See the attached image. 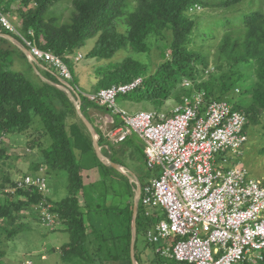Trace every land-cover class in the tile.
<instances>
[{"label": "trees", "instance_id": "obj_1", "mask_svg": "<svg viewBox=\"0 0 264 264\" xmlns=\"http://www.w3.org/2000/svg\"><path fill=\"white\" fill-rule=\"evenodd\" d=\"M15 1L20 2L23 8L20 9L22 31L28 34L33 30L39 46L63 57L71 69L70 55L76 54L88 39L96 38L87 55L89 58L111 60L121 51L129 52L122 63L108 64L111 68L101 66L95 92L143 77L138 88L121 98L130 102L148 101L156 110H162L169 99L177 98L181 102L189 93L187 90L175 95L184 77L202 79L197 87L207 91L208 99L223 98L237 88L251 94L249 105L235 106L247 114V128L264 118V10L214 17L217 19L216 28L226 32L214 46L216 71H209L206 80H203L204 74L211 68V61L202 50L206 48L205 42L214 39V35L206 33L209 30L203 31L200 26L198 28V21L190 14V11L198 9L197 6L227 10L244 0H69L74 13L68 22L62 23L50 11L54 4L63 0H0V3L4 2L10 8ZM210 16L207 14L206 19ZM0 32L10 33L3 27ZM199 32L202 33L200 44L197 42ZM205 36H210V39L206 40ZM151 37H155L162 58L153 72L139 57L130 55L131 52L138 55L148 53ZM16 54L26 57L8 39L0 37V138L10 132L27 129L35 118L42 123V135L49 139V145L43 151L45 161L35 165V171H39L41 164H47L53 170L65 171L69 181L67 196L53 203L58 221L70 236L61 247L63 264L120 263L126 260L132 264L130 246L134 194L128 177L122 175L127 182V192L117 194L115 203L108 204L104 196L99 211L90 205L83 207L81 197L86 190L82 173L84 165L76 150L88 152L92 145L91 134L82 120L81 126L74 127L75 135L69 133L68 120L76 113V108L68 94L54 84L37 82L13 70ZM251 67L254 78L247 91L249 74L245 69ZM51 79L58 83L56 77L51 76ZM216 83L221 86L218 94L214 92ZM81 98L82 110L93 122L90 109L98 106L84 94ZM93 153L107 170L105 180L109 175L119 174L114 167L103 164L94 150ZM109 157L119 163L112 154ZM3 189L0 187V194ZM9 196L11 206L18 210L37 206L41 200L36 191H17ZM9 207L0 208V219L13 216ZM87 211L92 218L88 217ZM97 215L104 216L103 228H100L99 222H94ZM4 220L0 221V247L5 230L8 239L18 233V230L8 228L9 220ZM145 226L148 228L149 223L144 220L140 209L136 246L139 264L142 261L138 241ZM4 256L6 251L0 248V259ZM259 264H264V261Z\"/></svg>", "mask_w": 264, "mask_h": 264}, {"label": "built area", "instance_id": "obj_2", "mask_svg": "<svg viewBox=\"0 0 264 264\" xmlns=\"http://www.w3.org/2000/svg\"><path fill=\"white\" fill-rule=\"evenodd\" d=\"M0 25L21 39L31 60L45 62L73 81L69 64L42 49L33 30L24 33L1 9ZM142 82L139 77L81 94L98 106L91 109L102 151L113 153L135 134L145 145L146 165L153 175L141 184L140 204L150 225L145 240L154 247L159 264L264 261V178L252 177L243 163L249 142L247 114L228 98L208 99L200 89L170 109L122 107L119 98ZM40 171L17 179L6 192H38L40 218L55 228L58 214L49 200L48 178Z\"/></svg>", "mask_w": 264, "mask_h": 264}, {"label": "rangeland", "instance_id": "obj_3", "mask_svg": "<svg viewBox=\"0 0 264 264\" xmlns=\"http://www.w3.org/2000/svg\"><path fill=\"white\" fill-rule=\"evenodd\" d=\"M19 5L20 2L15 1L10 7L13 10V14L16 15V17L17 15L19 16L20 22L22 21L20 9L23 8H19ZM258 9L264 10V0H244L227 10L221 7H200L197 10L190 11L191 17L198 21V28L200 26V29L203 31L209 30L206 31V33L214 35V39L205 42L206 48L202 50L208 55L211 61V68L208 69L206 75L204 74L203 80H206L209 77L207 76L209 71H216V63L213 58L214 46L226 32L225 29L216 28L215 22L217 19L214 17L249 13L252 10ZM50 12L53 16L58 18L60 23L68 22L74 13V7L71 1L63 0L54 4L51 7ZM207 14L211 16L206 19ZM18 26L19 25L16 24V27ZM20 29H22V26ZM201 36L202 33L199 32L197 36V42L199 44ZM205 37L206 40L210 39V36ZM148 41L151 45V49L148 53L138 55L131 52L130 55L139 57L141 61L150 67V72H153L162 61V58L160 56V50L157 46L155 37H151ZM95 43L96 38L88 39L85 46L78 48L76 54L72 56L70 55L69 57L71 66H73V81H71V84L76 87L77 92L80 94L81 92L85 94L95 92L99 77L98 70L101 66L111 68L108 64H120L129 53L121 51L111 60L89 58L87 55ZM79 55L81 56L77 59ZM15 58H19L20 60L14 63L13 70L19 71L27 77L30 75L37 76L39 82L43 81L38 75H36V68L38 66H36L35 62L31 61L27 56L24 58L18 54ZM245 71L249 74L246 81V90L249 91L250 84L253 82L254 78V70L251 67L245 69ZM201 81L202 79L196 80L184 77L182 83H179L177 93L175 95L178 96L183 93V91L187 92V90H189L188 94H191L194 89L206 91L205 89L197 87V83H201ZM220 91L221 86L219 83H216L214 92L218 94ZM228 94L229 95L225 97H228V99L235 105H242L244 107L252 102L251 94H245L244 90H234ZM177 102V98L169 99L165 103L163 109H170L175 106ZM119 104L130 111L155 109L153 104L148 101L130 104L129 101H123L121 97L119 98ZM41 124L42 123L39 118H35L33 123H31L27 129L10 132L0 138V187L4 188L1 190L0 194V208L9 205V209L13 211L12 217L1 218L0 221H5L4 219H7L10 221V226L8 228L12 231L18 230V233H16L11 239L7 238V231L5 230V233L2 236L3 243L0 248L6 251V256L0 259V264H63L61 258H49V256L52 255L57 248L55 244L58 243L60 245L59 247L62 246V244H60L61 240H63L61 235L60 237H55V244H53V240L51 239L53 232L57 229L61 230L60 227H63L61 222L58 221L57 228H51L50 226L43 224V221L40 218L41 210L38 205L30 207L27 210H18L14 206H11L13 204L9 195L13 194L6 192V189L8 187L10 188V186L17 179L27 174L36 172L35 165L42 162V160L45 161L43 151L48 147L49 139L42 135ZM77 125L81 126V119L76 109V113L72 114L68 120V130L73 136L75 135L74 127ZM248 132L249 142L244 150L243 163L248 168L252 177L264 178V118L257 124H250ZM89 150L86 153L80 149L76 150L77 156L84 165L82 173L84 175L86 185V190L83 193V197H81V202L83 203V207H89L90 205V207H95L99 211L102 207L104 196L107 197V203L112 204V202L115 203L118 198L117 194H124L127 192V182L122 177V175H126L117 170L120 175L115 174L107 176L106 184L104 177L107 174V170H105L93 156V150L95 151L93 138L92 145L89 146ZM113 150V158L117 160L129 174H135L141 184L144 183L148 177L153 175V172L149 170L146 165L144 156L145 145L136 134L127 142L119 145L118 147H114ZM105 154L110 156L109 153ZM40 166L41 167L38 170L42 169L40 172H42L43 175H46L49 185L51 184L50 188L52 198L49 199L55 201L54 197H57L58 199L60 192H62V195L59 198L66 196L68 193L67 189L69 183L67 173L63 170H53L47 164H41ZM129 182L133 188L134 198L137 184L130 181V179ZM87 214L89 218H92V214L89 215V211H87ZM13 219L15 220L14 222ZM103 219V215H97L95 216L94 222L96 224L99 222L100 228H103ZM144 228H146V226ZM57 234L59 235V233ZM63 236L67 240L68 233L63 232ZM153 248L149 245V243H147L144 233L142 232L138 241V251L142 264H159ZM44 254L48 256L47 259L43 258ZM58 254L61 256V250H59ZM101 264H128V261L126 260L120 263L102 262Z\"/></svg>", "mask_w": 264, "mask_h": 264}, {"label": "water", "instance_id": "obj_4", "mask_svg": "<svg viewBox=\"0 0 264 264\" xmlns=\"http://www.w3.org/2000/svg\"><path fill=\"white\" fill-rule=\"evenodd\" d=\"M0 35L5 36L8 40H10L13 44H15L26 56L31 55L30 50L15 36L9 33H6V34L3 33ZM34 61L37 66L39 61L38 60H34ZM58 80H59V83H56L54 81H49V83L54 84L61 90L65 91L68 94L71 101L74 103L80 119L85 124V126L87 127V129L89 130L93 138L95 152L99 160L105 165L112 166L116 170L122 172L130 179V181L135 182L137 184V187L135 189L134 205H133V217H132V226H131L132 237H131V246H130L131 251L130 252H131L132 264H139L137 260L136 246H137V239H138V216H139V210H140L139 202H140L141 192H142L141 182L139 181L138 177L135 174L133 173L129 174L127 170L120 163L114 162L108 155H106L102 151L99 140L97 139V131H96L95 125L86 116V114L82 110L81 94L77 92L75 87L70 82L64 80L62 77H58Z\"/></svg>", "mask_w": 264, "mask_h": 264}, {"label": "crops", "instance_id": "obj_5", "mask_svg": "<svg viewBox=\"0 0 264 264\" xmlns=\"http://www.w3.org/2000/svg\"><path fill=\"white\" fill-rule=\"evenodd\" d=\"M21 6L19 5V8H20ZM0 9L9 17V19L16 25H19L18 27H20L21 28V26H22V21H20L19 22V20H20V18H19V16L17 15V17H16V15H14L13 14V10H12V8L10 7V8H8L7 7V5L4 3V2H2V3H0ZM0 28H2V26L0 25ZM19 28V29H20ZM6 30V29H5ZM22 30V29H21ZM7 31V30H6ZM9 32V31H8ZM4 32H0V34H3ZM6 34V33H5ZM9 34H11V35H13V36H15L17 39H19L14 33H9ZM0 37H3V38H6L5 36H2V35H0ZM7 39V38H6ZM20 41H21V39H19ZM10 41V40H9ZM11 42V41H10ZM22 42V41H21ZM12 43V42H11ZM23 43V42H22ZM15 45V44H14ZM6 47H7V45H5ZM16 46V45H15ZM17 55V54H16ZM15 55V56H16ZM30 60H31V58L29 57V56H27ZM18 60H20L19 58H15V62H17ZM32 61V60H31ZM37 68H36V75H38L43 81H47V82H49V81H52V79H51V76L52 77H56L57 78V80H58V77H61L59 74H58V72L52 67V66H50V65H48L47 63H45V62H41V61H39V63L37 64ZM40 68V69H39ZM43 70H45V71H43ZM42 72V73H41ZM43 72H45V73H43ZM43 74H45V75H43ZM46 74H47V77H46ZM31 79H33V80H35V81H37L38 80V78H37V76H29ZM37 82H39V80L37 81ZM58 83H59V80H58ZM129 103L130 104H135V103H137V102H130L129 101ZM90 116L92 117V119L94 120V118H93V116H94V112H93V110L92 109H90ZM94 123V122H93ZM140 138V137H139ZM142 140V139H141ZM127 142V141H126ZM113 152H114V150H113ZM104 153H107V152H104ZM109 154H112V153H109ZM39 172V171H38ZM38 172H36V173H38ZM33 174V173H32ZM51 186V184L49 185V187ZM67 191H68V189H67ZM57 192V191H56ZM53 194H55V193H53ZM68 194V193H67ZM62 195V192H60V194H59V197ZM67 196V195H66ZM66 196H63V197H61V198H59L58 197V199H57V197H54L55 198V201H59V200H61V199H63L64 197H66ZM49 198H52L51 197V188H50V195H49ZM52 203H54L55 201H52V200H50ZM139 209H141V212H142V207H141V204H140V202H139ZM139 213H140V210H139ZM60 229L61 230H55L54 232H53V234H52V236H51V239L53 240V244H55L54 242H55V237H60V235L62 236V239L63 240H61V242H60V244H62V246H63V244H65L66 242H68L69 241V239H70V236H69V234H68V238H67V240H66V238H64V236H63V232H66L65 230H63L64 229V227H60ZM57 233H59V235L57 234ZM66 233H68V232H66ZM19 238V237H18ZM56 246H57V248L55 249V252H53L52 253V255H50L49 256V258L50 259H53V257H55V258H61V256L58 254V252H59V250H61V247H59L60 245L57 243V244H55ZM54 255V256H53ZM62 255V254H61ZM44 257L43 258H45V259H47L48 258V256L46 255V254H44L43 255ZM158 258V257H157ZM61 261H62V259H61ZM158 261H159V259H158Z\"/></svg>", "mask_w": 264, "mask_h": 264}, {"label": "clouds", "instance_id": "obj_6", "mask_svg": "<svg viewBox=\"0 0 264 264\" xmlns=\"http://www.w3.org/2000/svg\"><path fill=\"white\" fill-rule=\"evenodd\" d=\"M72 56V55H71ZM29 57H32V55H30ZM34 60H36V59H33L32 61L33 62H35ZM65 80V79H64ZM67 81V80H66ZM68 82H70L71 83V81H68ZM74 86V85H73ZM75 87V86H74ZM75 89H76V87H75ZM79 93V92H78ZM80 94V93H79ZM226 98H228V97H226ZM229 100V99H228ZM234 106H236L234 103H232ZM235 108H237V107H235ZM237 109H239V108H237ZM240 110H242V109H240ZM94 124V123H93ZM248 129V128H247ZM249 133V132H248ZM104 152V151H103ZM145 156V155H144Z\"/></svg>", "mask_w": 264, "mask_h": 264}]
</instances>
